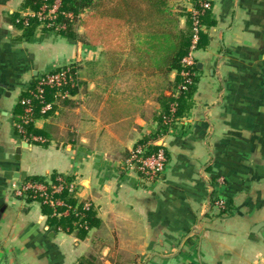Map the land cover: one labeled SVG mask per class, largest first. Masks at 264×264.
<instances>
[{
  "label": "crops",
  "instance_id": "1",
  "mask_svg": "<svg viewBox=\"0 0 264 264\" xmlns=\"http://www.w3.org/2000/svg\"><path fill=\"white\" fill-rule=\"evenodd\" d=\"M208 1L190 94L162 120L175 72L112 68L99 47L58 35L25 41L12 24L30 13L24 0H0V264H264V0ZM68 64L76 93L35 119L44 143L24 141L13 128L21 96ZM96 65L103 72H89ZM139 145L164 151L155 182L123 169ZM58 175L77 186L72 204L56 196L69 215L11 192ZM84 205L87 219L76 215Z\"/></svg>",
  "mask_w": 264,
  "mask_h": 264
},
{
  "label": "trees",
  "instance_id": "2",
  "mask_svg": "<svg viewBox=\"0 0 264 264\" xmlns=\"http://www.w3.org/2000/svg\"><path fill=\"white\" fill-rule=\"evenodd\" d=\"M54 2L55 0H24L22 10H28L30 13L36 14L43 7L50 8ZM101 2L102 0H59L56 19L54 20L53 25L49 28L45 26L48 23L47 20L40 23L34 16L22 17L19 14H15L12 17V24L21 32V38L25 41L31 39L36 31L41 33H56L54 32L53 26L60 25L63 26V30L57 31L56 34L66 40L77 42L82 40V38L79 37V34L74 29V22L77 21L80 14L84 11L95 9ZM120 3L121 8H124L121 15L125 16L126 20L135 23V26L137 27L134 28V32L132 31L136 38V44H134L132 49L135 51L134 55L136 59L139 60V67L140 64H143L150 69V71L145 73L140 71V73H143L146 76H159L161 78H166L171 72H175L176 74L174 82L170 83V87L175 90L176 97L173 99L161 96L158 99L159 104L163 109L162 120L176 119L180 114V100L182 99L184 101L188 98L193 83V74L196 72L194 66L189 69L191 76L190 80L192 83L186 84L187 78L181 75V72L185 70L181 60L188 54L191 46L192 13L185 12L184 14H172L167 0H120ZM193 9H198L197 0H194ZM67 15H71L72 19H69ZM202 16L199 17L200 25L202 23ZM180 17L184 19L183 28L179 26ZM138 28L141 29V32L137 30ZM200 35H202V33L199 31L198 42L196 45L197 48L200 46ZM77 72L78 68L72 66L69 74L73 77L75 85L72 87L65 86V88L61 90L67 93V96L65 97L60 96L58 90L45 87L40 102L33 98L36 82L31 84L28 91L24 93L21 98L30 101L34 119L40 116H46L52 111L53 106L51 105V109L47 113H40V107L42 104L50 103L53 99L64 102L67 101L66 99L69 95H74L76 93L79 83ZM181 86H185L186 89L182 90L180 88ZM18 105L19 112L20 110L22 112L23 106L20 104ZM18 122L19 121L17 120L16 123ZM24 128L27 133L29 132L30 134L39 136L43 140L39 143H44L43 133L34 129L32 124L24 126ZM15 132L18 134L16 130ZM27 180L44 182V179L41 177L28 178ZM61 195L67 198L64 197L67 203H73L70 194L64 192ZM82 215L85 219L88 218V213H86V211L84 213L82 212ZM78 264L101 263L95 256L88 255L82 257Z\"/></svg>",
  "mask_w": 264,
  "mask_h": 264
},
{
  "label": "built area",
  "instance_id": "3",
  "mask_svg": "<svg viewBox=\"0 0 264 264\" xmlns=\"http://www.w3.org/2000/svg\"><path fill=\"white\" fill-rule=\"evenodd\" d=\"M198 9L192 12V39L191 46L188 54L181 60L184 71L181 75L185 78L186 84H191L189 69L194 66L193 51L196 49L198 42V34L200 31L199 17L202 16L206 11L210 10L211 5L208 0H197ZM59 7V0H55L54 4L50 8L43 7L38 13H26L23 17H36L40 23L45 20L48 23L45 25L47 28L53 25L56 19V11ZM69 19H72L71 15H67ZM54 31L63 30V26H53ZM65 65L61 66L58 70L51 73H45L39 77L35 84V91L33 98L41 102L44 88L49 87L59 91V95L62 97L67 96V93L63 90L65 86L72 87L75 85L73 77L69 74L72 66ZM189 77V78H188ZM185 90V86L180 87ZM19 104L22 107V114L18 119V123H15L13 128L18 132V135L24 141L42 142L40 137L32 136L25 131L24 126L33 124L34 114L31 103L29 100L21 98ZM51 109L50 103H44L40 107V113L45 114ZM166 166V157L164 151L158 148L154 152H149L144 146H136L129 152L128 157L123 163V169L126 171H135L140 174L142 178L147 181L155 182L159 176L164 172ZM77 191L76 183L73 181H67L63 176H55L52 180H46L44 182L38 181H25L18 184H12L11 192L16 199L38 201L41 204L49 206L54 215H69L72 212L71 208H68L62 202L56 199V196L66 192L70 195H75ZM219 207H223L222 202H218ZM63 207L62 212H58V208ZM87 207H82V212L86 211ZM73 213V212H72ZM76 215H82V213H76Z\"/></svg>",
  "mask_w": 264,
  "mask_h": 264
},
{
  "label": "rangeland",
  "instance_id": "4",
  "mask_svg": "<svg viewBox=\"0 0 264 264\" xmlns=\"http://www.w3.org/2000/svg\"><path fill=\"white\" fill-rule=\"evenodd\" d=\"M167 1L172 14L187 13V9L194 6V0ZM123 9L121 8L120 0H102L95 9L84 11L73 25L79 37L82 38V40L77 42L81 45L99 47L101 49V58L110 59L112 68H118L124 62L126 65L124 68L128 71L145 73L150 71V69L143 64H140L139 67V60L136 59L135 51L132 49L134 44H136L135 35L132 33V31H135L134 28H137L136 24L126 20V17L121 15ZM179 26L181 28L184 27V19L182 17L179 18ZM137 30L141 32L140 28ZM56 33H41V35L45 34L47 38H55L57 36ZM111 62L108 61V63ZM61 66L49 67L46 73L54 72ZM69 66L74 67L73 64ZM103 68V65H96L89 68V72H103Z\"/></svg>",
  "mask_w": 264,
  "mask_h": 264
},
{
  "label": "water",
  "instance_id": "5",
  "mask_svg": "<svg viewBox=\"0 0 264 264\" xmlns=\"http://www.w3.org/2000/svg\"><path fill=\"white\" fill-rule=\"evenodd\" d=\"M16 152L18 153L19 149H17ZM0 216H1V211H0ZM261 227H263V224H256L253 227L252 232L259 235V230H260Z\"/></svg>",
  "mask_w": 264,
  "mask_h": 264
}]
</instances>
